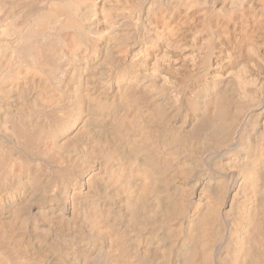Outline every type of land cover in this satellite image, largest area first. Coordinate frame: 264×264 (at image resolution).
Listing matches in <instances>:
<instances>
[{
  "label": "bare ground",
  "instance_id": "1",
  "mask_svg": "<svg viewBox=\"0 0 264 264\" xmlns=\"http://www.w3.org/2000/svg\"><path fill=\"white\" fill-rule=\"evenodd\" d=\"M0 264H264V0H0Z\"/></svg>",
  "mask_w": 264,
  "mask_h": 264
}]
</instances>
